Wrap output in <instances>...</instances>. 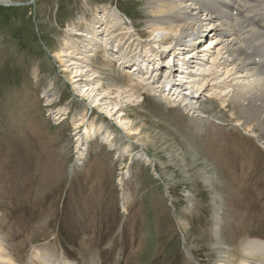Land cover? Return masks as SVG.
Masks as SVG:
<instances>
[{
    "label": "rangeland",
    "instance_id": "rangeland-1",
    "mask_svg": "<svg viewBox=\"0 0 264 264\" xmlns=\"http://www.w3.org/2000/svg\"><path fill=\"white\" fill-rule=\"evenodd\" d=\"M7 1L17 6L0 4L5 254L21 264H29L34 248L44 259L56 255L67 264H240L243 245L264 239V148L240 130L232 105L204 94L197 107L212 118L204 121L170 108L154 90H139L121 101L122 114L90 110L55 51L68 26L121 15L117 8L146 40L143 6L136 0ZM200 11L206 17L208 11ZM225 26L233 31L236 18ZM207 35L205 47L216 38ZM238 37L247 39L241 31ZM167 57L149 59L155 79L147 83L165 80ZM94 63L104 85L112 83L101 56ZM132 66L125 71L135 72ZM171 67L173 73L181 69L179 61ZM114 73L117 84L124 80L123 71ZM123 114L140 128L145 123L153 140L146 137L143 145L130 137L123 127L128 121L118 120ZM81 149L84 159L72 177Z\"/></svg>",
    "mask_w": 264,
    "mask_h": 264
},
{
    "label": "bare ground",
    "instance_id": "bare-ground-1",
    "mask_svg": "<svg viewBox=\"0 0 264 264\" xmlns=\"http://www.w3.org/2000/svg\"><path fill=\"white\" fill-rule=\"evenodd\" d=\"M136 1L143 6L147 17L145 29L149 36L146 40H142L133 21L117 8L121 15L93 16L92 20H85L82 25L68 26L61 46L54 53L64 73L69 74L67 77L75 92L91 104L90 110L100 108L105 110L108 117H113L122 114V100H130L140 93L139 90H154L170 108L181 107L192 119L209 121L212 118L197 107L200 98L206 94L208 100L221 101L224 107L226 104L228 107L232 105L233 119L240 130L264 148V0ZM3 3L7 4L8 1L0 0V4ZM201 9L208 11L206 17L201 15ZM95 14L98 15V12ZM233 18L237 21L233 31L221 29ZM240 31L246 34L247 39L240 40ZM203 33L216 37L206 47L202 45L205 42ZM166 55H169L165 63L168 75L161 82L162 77H157L160 70L153 68L157 77L154 87L147 83L154 73L146 68V64L153 62H149L151 57H155L154 61L159 63ZM98 56L104 62L105 71L110 72L108 76L112 83L107 86L103 83L104 72L93 67L94 59ZM176 61H179L182 69V72L175 70L179 74V83L173 80L176 73L170 67ZM129 66L134 67L135 72H126ZM118 71H123L120 76L124 79L119 84L115 81L118 77L113 79L111 76L112 72ZM173 91L174 94L170 96ZM120 117L118 120L128 121L123 127L137 142L144 145L146 137L148 141L153 140H149L145 123L140 128L128 114ZM90 133L86 127L85 134L89 136ZM168 142L164 145H171L172 142ZM83 157L81 149L77 153L76 163ZM4 244L0 241V264H21L5 254L7 250ZM34 250L29 264H67L59 263L60 256L50 255L44 259L37 249ZM239 254L240 264H264V242H247ZM221 264L227 263L221 261Z\"/></svg>",
    "mask_w": 264,
    "mask_h": 264
}]
</instances>
